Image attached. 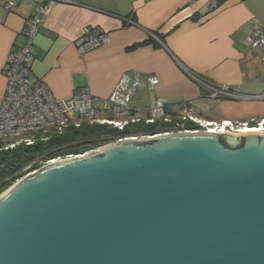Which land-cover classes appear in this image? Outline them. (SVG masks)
<instances>
[{
  "label": "water",
  "instance_id": "obj_1",
  "mask_svg": "<svg viewBox=\"0 0 264 264\" xmlns=\"http://www.w3.org/2000/svg\"><path fill=\"white\" fill-rule=\"evenodd\" d=\"M0 264H264V132L124 139L0 198Z\"/></svg>",
  "mask_w": 264,
  "mask_h": 264
},
{
  "label": "crops",
  "instance_id": "obj_2",
  "mask_svg": "<svg viewBox=\"0 0 264 264\" xmlns=\"http://www.w3.org/2000/svg\"><path fill=\"white\" fill-rule=\"evenodd\" d=\"M40 1L0 0V104L7 55L25 43L26 21ZM85 27L111 39L81 56L77 44ZM259 28H264V0L56 1L36 37L32 70L58 98L89 86L94 96L106 99L124 73L137 76L142 88L155 75L160 82L149 91L152 97L133 98L135 109H146L154 97L169 104L190 100L200 117L214 120L217 110L206 105L194 76L229 85L245 100L264 99V49L246 41ZM150 38L154 44L146 43Z\"/></svg>",
  "mask_w": 264,
  "mask_h": 264
},
{
  "label": "built area",
  "instance_id": "obj_3",
  "mask_svg": "<svg viewBox=\"0 0 264 264\" xmlns=\"http://www.w3.org/2000/svg\"><path fill=\"white\" fill-rule=\"evenodd\" d=\"M56 1L73 4L80 2V0H41L38 2L32 15L26 21L25 43L11 50L7 55L3 68L7 83L0 104V142H3L0 149L12 148L20 143L33 144L37 133L43 135L50 130L62 133L70 125L80 126L83 121L91 124H108L119 130H124L129 124L142 121L158 126L169 124L168 127H161L150 133L116 138L106 146L89 150L92 152L108 147L119 140L165 134L204 131L240 133L244 132V129H261L259 132H264V118L257 119L254 125L238 120L202 118L193 111L188 102L169 104L164 97H154L144 112L135 109L131 105V100L140 82L137 76H132L129 73L122 74L112 93L106 99L94 96L89 86L81 87L71 97H56L47 82L34 76L32 70L36 37L50 4ZM10 6L8 4V7ZM110 39V36L101 29L85 27L77 44L78 51L81 56H84L90 51L108 44ZM246 41L251 48L261 47L264 49V28L250 32ZM194 78L202 87L207 98L238 100L245 97L231 86L216 85L198 76H194ZM159 82L157 76L150 75L146 84L149 91H153ZM11 138H18V141L14 144L7 143L6 141ZM89 151L41 162L38 169L48 163L72 156H85ZM31 166L26 167V170Z\"/></svg>",
  "mask_w": 264,
  "mask_h": 264
},
{
  "label": "trees",
  "instance_id": "obj_4",
  "mask_svg": "<svg viewBox=\"0 0 264 264\" xmlns=\"http://www.w3.org/2000/svg\"><path fill=\"white\" fill-rule=\"evenodd\" d=\"M146 43L154 44L155 41L150 38ZM186 102L197 114L192 106V101L187 100ZM144 110L141 111L144 112ZM250 124L254 125L255 122ZM168 125L158 126L157 124H146L142 121L129 124L124 130H119L108 124H91L83 121L80 126L70 125L62 133L53 130L43 135L39 133L33 144L20 143L12 148L0 149V194L28 172L38 169L41 162L57 157L82 154L116 138L150 133L161 127H168ZM17 141L8 139L6 142L14 144ZM0 148H2L1 143ZM29 165L32 166L26 170Z\"/></svg>",
  "mask_w": 264,
  "mask_h": 264
},
{
  "label": "rangeland",
  "instance_id": "obj_5",
  "mask_svg": "<svg viewBox=\"0 0 264 264\" xmlns=\"http://www.w3.org/2000/svg\"><path fill=\"white\" fill-rule=\"evenodd\" d=\"M143 86L146 89L139 86L138 87L139 90L137 89V91L135 92L134 98L135 100H138V101L147 102L152 97V93L149 92L147 85L146 86L143 85ZM225 100H228V99H222L221 101L220 99H210L207 97L204 98V102L209 108L213 110H217L216 114L218 115H213V118H215L214 120L230 119V120H238V121H245V122L253 123L257 119L264 118V99H254V100L238 99V100H231V101H225ZM133 103H134V99H133ZM195 111L197 112V114L199 113V111L197 110ZM14 140H18V138L10 139V141H14ZM0 143L3 144V142H0ZM109 143H106V144H109ZM106 144L101 145V146H106ZM90 152L92 151H89L88 153ZM10 188L4 190L0 194V198Z\"/></svg>",
  "mask_w": 264,
  "mask_h": 264
},
{
  "label": "bare ground",
  "instance_id": "obj_6",
  "mask_svg": "<svg viewBox=\"0 0 264 264\" xmlns=\"http://www.w3.org/2000/svg\"><path fill=\"white\" fill-rule=\"evenodd\" d=\"M132 102V100H131ZM250 128V127H249ZM261 129H244V132H247V131H260ZM56 162V161H55Z\"/></svg>",
  "mask_w": 264,
  "mask_h": 264
}]
</instances>
